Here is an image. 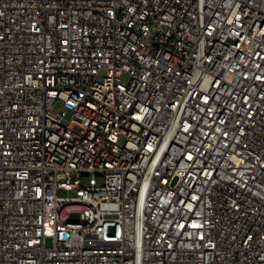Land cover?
<instances>
[{
    "label": "built area",
    "instance_id": "2783aa9c",
    "mask_svg": "<svg viewBox=\"0 0 264 264\" xmlns=\"http://www.w3.org/2000/svg\"><path fill=\"white\" fill-rule=\"evenodd\" d=\"M0 264H264V0H0Z\"/></svg>",
    "mask_w": 264,
    "mask_h": 264
},
{
    "label": "rangeland",
    "instance_id": "374dc122",
    "mask_svg": "<svg viewBox=\"0 0 264 264\" xmlns=\"http://www.w3.org/2000/svg\"><path fill=\"white\" fill-rule=\"evenodd\" d=\"M123 79H124V80H126V81H129V79H130V78H129V76H127V75H124V76H123ZM56 106H57V107H60V106H61V104H60V103H58Z\"/></svg>",
    "mask_w": 264,
    "mask_h": 264
}]
</instances>
